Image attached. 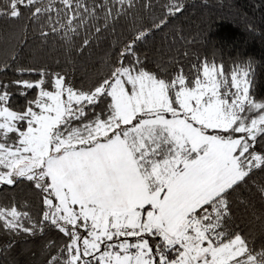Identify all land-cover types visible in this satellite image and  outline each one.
<instances>
[{
  "label": "snow or ice",
  "instance_id": "obj_1",
  "mask_svg": "<svg viewBox=\"0 0 264 264\" xmlns=\"http://www.w3.org/2000/svg\"><path fill=\"white\" fill-rule=\"evenodd\" d=\"M152 8L0 0L22 46L55 40L64 60L0 80V264H264L255 60L193 56L182 28L145 50L185 4L167 0L148 27ZM118 25L122 47L98 68L94 46Z\"/></svg>",
  "mask_w": 264,
  "mask_h": 264
},
{
  "label": "trees",
  "instance_id": "obj_2",
  "mask_svg": "<svg viewBox=\"0 0 264 264\" xmlns=\"http://www.w3.org/2000/svg\"><path fill=\"white\" fill-rule=\"evenodd\" d=\"M166 2L167 0H152L151 14H144L145 25L151 27L152 21L162 16ZM183 3V14L170 18L167 26L151 34L142 47L145 50L150 49L153 44L159 47L165 37L172 42L171 33L182 28L189 38L199 37L197 44L193 46V56L200 53L208 54L211 58L214 50L216 59L222 58L229 68L234 59L254 58L253 92L257 99H264V0H183ZM123 24L124 21H121V25ZM19 27V23H7L0 19V80L14 78L15 67L20 64L47 66L50 70L60 71L64 65L60 45L52 40L47 47H42L37 41H29L27 46H22L16 38ZM125 30V27L118 25L115 33L108 34L105 43L94 46L91 62L102 68L100 61L108 59V54L122 47L117 38ZM67 70L71 71V68L68 67ZM25 78L39 77L33 74L32 77L26 75ZM29 95H34V92ZM23 102L20 96L14 98V103ZM7 191L12 195L10 190ZM25 247L31 248L33 245L29 243ZM39 259L42 257L37 259V264Z\"/></svg>",
  "mask_w": 264,
  "mask_h": 264
}]
</instances>
